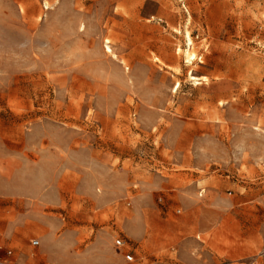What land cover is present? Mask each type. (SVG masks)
<instances>
[{
  "label": "rangeland",
  "instance_id": "obj_1",
  "mask_svg": "<svg viewBox=\"0 0 264 264\" xmlns=\"http://www.w3.org/2000/svg\"><path fill=\"white\" fill-rule=\"evenodd\" d=\"M6 263L264 264V0H0Z\"/></svg>",
  "mask_w": 264,
  "mask_h": 264
},
{
  "label": "built area",
  "instance_id": "obj_2",
  "mask_svg": "<svg viewBox=\"0 0 264 264\" xmlns=\"http://www.w3.org/2000/svg\"><path fill=\"white\" fill-rule=\"evenodd\" d=\"M40 244V241L38 239H32V245L37 246ZM115 244L118 248H125L127 246V242L121 238V237H117L115 239ZM9 253H12V251L10 250ZM125 259L129 262H132L135 260V256L131 251H127L125 253ZM47 264H55V263H47Z\"/></svg>",
  "mask_w": 264,
  "mask_h": 264
},
{
  "label": "crops",
  "instance_id": "obj_3",
  "mask_svg": "<svg viewBox=\"0 0 264 264\" xmlns=\"http://www.w3.org/2000/svg\"><path fill=\"white\" fill-rule=\"evenodd\" d=\"M118 249H120V250H122V249H124L125 250V252H124V258H125V253L127 252V251H131V249H129V246L127 245L125 248H118ZM132 252V251H131ZM133 253V252H132ZM135 256V255H134ZM126 260V259H125ZM127 261V260H126ZM135 261V260H134ZM129 262V261H128ZM133 262V261H132ZM47 264V263H46Z\"/></svg>",
  "mask_w": 264,
  "mask_h": 264
},
{
  "label": "bare ground",
  "instance_id": "obj_4",
  "mask_svg": "<svg viewBox=\"0 0 264 264\" xmlns=\"http://www.w3.org/2000/svg\"><path fill=\"white\" fill-rule=\"evenodd\" d=\"M188 36H189V41H190V43L192 44V38H191V36L188 34ZM109 42V41H108ZM195 56V54L194 53H190L189 54V58L191 59V58H193ZM7 264V263H6Z\"/></svg>",
  "mask_w": 264,
  "mask_h": 264
}]
</instances>
